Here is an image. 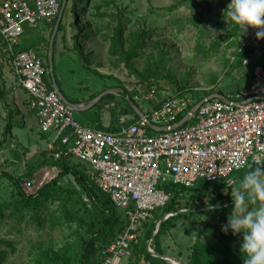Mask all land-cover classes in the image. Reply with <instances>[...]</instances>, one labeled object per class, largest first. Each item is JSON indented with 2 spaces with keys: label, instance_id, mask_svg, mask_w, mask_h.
<instances>
[{
  "label": "built area",
  "instance_id": "built-area-1",
  "mask_svg": "<svg viewBox=\"0 0 264 264\" xmlns=\"http://www.w3.org/2000/svg\"><path fill=\"white\" fill-rule=\"evenodd\" d=\"M59 10L60 0H0V53L14 70L16 86L31 96L30 106L36 110L39 131L52 132V146L54 141H60L65 147L55 152V157L72 155L87 164L101 191L115 207L124 210L127 226L102 250L101 262L120 264L131 242H136L141 222L168 202L166 182L193 186L199 180L223 181L229 186L235 171L246 167L253 158H264V64L258 63L264 55V37L243 59L245 65H253L249 81L231 93L214 89L229 101L208 98L186 122L176 125L178 116L186 114L197 98L196 90L176 91L143 109L152 123L169 126L167 130L151 133L143 119L127 123L123 117L120 127L111 131L75 117L74 111L47 85L44 77L49 68L36 49H15L25 25L51 21ZM155 93L152 86L135 98L142 102ZM261 167L264 169V162ZM150 241L148 249L153 252Z\"/></svg>",
  "mask_w": 264,
  "mask_h": 264
},
{
  "label": "rangeland",
  "instance_id": "rangeland-1",
  "mask_svg": "<svg viewBox=\"0 0 264 264\" xmlns=\"http://www.w3.org/2000/svg\"><path fill=\"white\" fill-rule=\"evenodd\" d=\"M228 3L229 0H68L63 18L65 29L60 33L63 35V42L70 38L76 41L78 39L83 43V37L78 35V26L83 25L85 28L90 27L93 39L100 38L108 44V40L102 39L101 34L109 36L118 22H121L127 35L137 30H144L145 34L141 37L144 45L136 48L137 54L130 61L137 69L143 70L153 66V60L159 57L161 51L164 52L163 63L156 68L161 77L158 78L157 86L153 84L156 88L155 95L166 97L183 85L187 89L196 90L198 94L214 89L226 94L246 84L250 79L251 70L248 68L250 66L243 62L238 64L235 51L242 45L246 36L251 34L254 36L256 33V28L247 27L244 31L239 28L234 34L226 36L227 31L233 29L225 11ZM43 23L38 22L35 26L26 28L23 38L36 42L41 38L49 37L52 24L49 22L46 28L44 27L47 32L44 33L45 37H42L39 31ZM129 44L126 43V46ZM34 46L41 52L43 59L44 41ZM76 46L78 47L77 44ZM78 48L83 51L81 47ZM101 55L104 57L101 64L103 66L99 67L100 70L105 71V78L115 86L125 87L132 92L147 93V86L131 74L122 62L115 63V57L105 53ZM13 77L16 80L13 68L8 59L0 53V84L3 86L4 97L8 104L7 108L0 104V141H3L0 144V172L21 176L24 189L30 193L56 176L58 170L44 166L32 178L25 175L28 164L44 154L46 149L41 151V148H34L31 145L33 140L30 136L38 134L37 124L34 121L35 111L28 105L31 99L28 93L22 98L19 93H15ZM6 85H8L7 89ZM16 100L19 104H24L22 108L27 117V124L32 130L23 128L20 124L23 120L21 111L15 103ZM139 103L141 108L146 110L153 100ZM111 109H116L115 113H119V108L110 105L109 116L112 113ZM7 110L13 113L12 121L20 124V130L14 136L3 133V127L7 122ZM132 116L129 113V117L124 118L129 122ZM52 151L48 156L56 159L57 157L51 154ZM66 160L72 164L78 162L69 155ZM61 184L76 189L83 196L87 206L92 211L95 210L93 203L85 196L73 175L64 176ZM216 190L217 186L209 184L202 187L200 193L193 191L192 194H202L197 200V204H200L202 201L207 202L209 197L215 196ZM227 192L229 190L223 189V193ZM13 194L12 182L6 177L1 178L0 202L11 200ZM45 204L39 212L38 221L28 215L11 216L8 209L4 210L3 215L0 216V248L7 250L3 264H36L35 260L39 252L46 250L48 246L58 248L75 239L76 223L67 220L61 223L55 221V226L52 227L46 220L48 212L57 210L54 212L55 215L60 213L56 202ZM78 205L73 204V207L76 208ZM153 215L152 212L149 218ZM221 225L218 220L214 221L202 212L179 219L176 226L169 229L161 238L165 255L184 264L188 260L195 239L203 237L205 240L216 242ZM82 232L81 228L80 233ZM234 244L235 241H232L231 245ZM131 250L121 258L120 264H131ZM139 264L147 263L140 261Z\"/></svg>",
  "mask_w": 264,
  "mask_h": 264
},
{
  "label": "trees",
  "instance_id": "trees-1",
  "mask_svg": "<svg viewBox=\"0 0 264 264\" xmlns=\"http://www.w3.org/2000/svg\"><path fill=\"white\" fill-rule=\"evenodd\" d=\"M68 1V0H67ZM60 0V7H61ZM66 6L64 7L62 17L58 24V28L53 40V50L55 48V39L57 34L65 29L63 22L64 13ZM58 18V14L50 21L52 24L49 37L41 38L39 41L30 42L26 38H23L25 31L20 39L19 44L15 47L16 51L35 48V44L40 41L45 43V51L43 53V61L47 68V50L50 40V36L54 29L55 22ZM232 30H228L226 36L234 34L239 29L232 21ZM93 32L90 27L85 28L83 25L78 26V35L84 39L92 36ZM145 34L144 30H137L134 33H124V28L121 22H118L111 31V34L102 35L103 39L108 40L107 52L110 56L115 57V63L122 62L129 70V72L142 83L147 86L146 92L150 90L153 84L158 85V78H160L159 72L156 68H159L163 63L164 52L161 51L159 57L153 60V66L145 68L143 70L137 69L131 58L134 57L137 52L136 48L142 47L144 42L142 36ZM245 37V36H244ZM247 37V36H246ZM126 43H130L126 46ZM237 44V41L234 40ZM261 44V38L257 39L256 36L250 35L247 42L241 45L235 51V55L238 57V64H242L243 59L248 57L255 47ZM37 50V49H36ZM38 51V50H37ZM39 56L42 54L39 52ZM42 58V57H41ZM260 64H264V55L258 61ZM252 71L253 65L248 67ZM53 71L55 74L56 82L60 87V90L71 102H81L80 99L71 97L64 93L61 88V82L57 78L56 65L53 54ZM45 81L49 88H53L50 73L45 75ZM121 92L118 93L117 97L114 93H107L103 95L98 102L85 111L75 112V117L80 120L77 116L78 113L87 112L92 110L93 114L90 116L91 120L98 128H103L100 121L101 109L106 101L113 102L115 107L119 108V113H131L133 116L127 123L135 121L139 118L138 114L130 106L126 99L129 96L140 108L141 103L135 96L141 95L143 92L137 91L132 92L125 87H121ZM187 87L185 85L180 86L177 91H184ZM213 90H208L205 93H196V102L202 99L204 96L212 93ZM99 91L92 92L91 95L86 98L88 102L91 98L96 96ZM144 94V93H143ZM5 92L3 86L0 84V100L3 101L5 108L8 104L5 100ZM145 102V101H142ZM139 103V104H138ZM191 107V106H190ZM142 109V108H141ZM143 110V109H142ZM112 117H115L117 112L116 109H111ZM13 113L7 110L6 124L3 127L4 135H7L14 125L12 121ZM185 113L178 116L179 121ZM82 121V120H80ZM83 122V121H82ZM86 123V122H84ZM118 128H111V131L117 130ZM153 133L155 130L148 128ZM3 141H0V144ZM54 147L50 151L58 152L64 150L65 147L60 144V141L53 142ZM68 155L60 154L59 157L53 159L52 157H46V152L38 156L35 160L31 161L27 166L25 175L32 178L34 174L39 171L42 167L50 164L58 168L56 176L44 182L37 190L31 193H27L22 184V177L15 176L5 171L0 172V179L6 177L12 182L14 186V194L11 200L0 202V216L3 215L4 210H9L11 216L28 215L33 220L38 221L40 219V210L46 205L47 202H56L57 209L60 214L55 215V211H49L46 217L48 223L54 227L55 221L61 223L63 220L71 221L76 223L75 239L66 242L63 246L54 248L48 246L46 250L39 252L38 258L35 260L36 264H101L102 262V250L116 237L117 234L124 231L127 226V217L124 210L115 207L110 198L101 191L97 182L91 178L89 167L87 164L78 160L76 164L69 163L66 158ZM72 156V155H69ZM75 158V157H74ZM248 166V165H247ZM244 167L232 174L235 183H239L245 171L248 167ZM255 167V166H253ZM67 174L73 175L75 181L79 184L85 196L93 203L95 210L92 211L88 206L83 196L74 188L64 187L61 184V179ZM214 184L217 186L215 196L209 197L207 202L197 204L199 195H193V191L200 193L202 187ZM164 187L170 194V198L165 206L160 207L153 211L154 215L152 218H148L142 221L137 230L136 242H131V264H139L140 261H144L147 264H172L169 260L163 256L166 254L161 245V238L165 235L169 229L176 226V223L181 218H187L189 215H194L197 212H202L207 216H210L214 221L218 220L220 223L225 224L227 217L232 210V203L230 198V186H227L223 181L205 182L199 180L193 186H184L178 183L166 182ZM223 189L229 190L227 193H223ZM76 194V196H74ZM204 195V194H203ZM72 202V204H71ZM183 202V203H182ZM73 204H79L78 207H73ZM121 210V211H120ZM158 210V211H157ZM172 213L162 220L161 225L156 234H154L155 228L159 220H161L165 214ZM83 232L80 233V229ZM150 241V247L153 252L148 249V241ZM235 241L234 245L231 242ZM240 241L241 234L237 233L233 235L231 230L227 234L220 231L216 242L205 240L203 237H197L192 244L191 251L188 255V260L184 264H243V254L240 252ZM1 244V240H0ZM7 250L0 248V264L6 257Z\"/></svg>",
  "mask_w": 264,
  "mask_h": 264
},
{
  "label": "crops",
  "instance_id": "crops-1",
  "mask_svg": "<svg viewBox=\"0 0 264 264\" xmlns=\"http://www.w3.org/2000/svg\"><path fill=\"white\" fill-rule=\"evenodd\" d=\"M40 22H44V23L40 31L39 30L38 31L42 37H45L44 33L47 32V29L45 28H46V25L50 21L48 22L40 21ZM35 25H27V27H25V31H26V28L30 26H35ZM62 37L63 35L59 32L55 39V48L53 50V54H54V61L56 65L57 78L61 82V88L63 89L64 93L71 97L80 99L82 103H86L85 101L86 98H88L92 92H95V91L101 92L104 89L114 87L115 88L114 91H116V93L115 92L113 93L116 94L117 97H119L118 93L121 92V88L118 86H115L112 82H110L107 78H105L106 77L104 75L105 71L100 70V67H99L101 64H103V59H104V57L101 54L105 53L106 55H109L107 52L108 44L104 43L100 38H96V40L93 39L92 38L93 36H89L88 38H85V39L83 38V41H84L83 43L79 42L78 39L76 41L70 38H67V40L63 42ZM101 38L103 39L102 34H101ZM76 44L78 45V47H81L83 51H80V49L76 46ZM94 74H97L99 76L94 75ZM100 75L102 77H100ZM100 78H102V80H99ZM12 79L15 81L14 77ZM7 87L8 85H6V89ZM14 88L16 90L15 93L16 94L19 93L21 95V98L23 95H27V92L21 87H17L16 83L14 84ZM163 98L164 97L155 95L154 97L151 98L153 100V103L149 104L150 107L148 105L147 108H151L152 106L156 105ZM15 103L19 107L21 114H22V116L21 115L20 116L23 121L20 122V124H22L23 128H29V125L27 124L28 121H27L26 114H24V111L22 108L24 104L23 103L19 104L18 100H16ZM0 104L4 105L3 101L0 100ZM28 105L30 106V99H29ZM110 105H114V103L110 101H106L103 104V108L101 109V114H100L101 124L102 126H104V129L106 130H110L113 127L119 128L120 125L122 124L121 119L123 117H129V114L127 113L126 114L118 113L116 114L115 117H111L112 115L109 116L108 109ZM87 109H84L82 111H85ZM34 111H35L34 116L36 118V120L34 121H36V124H37L38 118H37L35 109ZM92 115H94L92 110L77 114L80 120H82L83 122H86L87 124L93 127H96V125L94 124H97V123H94V121H92L90 118V116ZM20 124L18 122L14 123L13 127L11 128L9 133H7V135L14 136L15 133H17L18 130H20ZM37 130H38V134H35V136L33 135L30 136L31 139L33 140L31 145L34 148H37V147L41 148L40 149L41 151L46 149L45 150L46 157H49L48 155L50 153V150L53 147L52 146L53 134L52 132L39 131L38 126H37ZM51 154L53 155V153ZM46 167L48 168L51 167L52 169L58 170L56 166H53L50 164L46 165Z\"/></svg>",
  "mask_w": 264,
  "mask_h": 264
},
{
  "label": "clouds",
  "instance_id": "clouds-1",
  "mask_svg": "<svg viewBox=\"0 0 264 264\" xmlns=\"http://www.w3.org/2000/svg\"><path fill=\"white\" fill-rule=\"evenodd\" d=\"M227 16L242 31L256 28L257 39L264 37V0H229ZM264 158H253L239 183L229 181L232 210L221 231L241 234L243 264H264ZM255 164V167H253Z\"/></svg>",
  "mask_w": 264,
  "mask_h": 264
},
{
  "label": "water",
  "instance_id": "water-1",
  "mask_svg": "<svg viewBox=\"0 0 264 264\" xmlns=\"http://www.w3.org/2000/svg\"><path fill=\"white\" fill-rule=\"evenodd\" d=\"M67 0H62L61 2V7L58 13V18L55 22L54 25V29L52 31V34L50 36V40H49V44H48V50H47V59H48V65H49V73H50V77H51V81H52V86L53 89L55 90V92L59 95L60 99L69 107L71 108L73 111L75 112H79L82 111L84 109L90 108L91 106H93L96 102H98L100 100V98L107 94V93H113L116 91H114V87L111 88H107L104 89L103 91L99 92L96 96H94L93 98H91L88 102L86 103H82V102H71L69 101L66 96L63 94V92L60 90V87L58 86L57 82H56V78H55V74L53 71V40L58 28V24L60 22V19L62 17L63 14V10L64 7L66 6ZM211 97H219L224 101H229V99L222 93L219 92H212L206 96H204L202 99H200L197 103H195L188 111L187 113L178 121L176 122V125H180L181 123L186 122L191 114L194 113V111L196 110V108L199 106V104H201L204 100L211 98ZM127 101L129 102L130 106L133 108V110L138 114L139 118L143 119L146 124L153 130H167L169 128V126H157L154 123H152L146 116V114L144 113V111L133 101L129 98V96H126ZM174 124H172L171 126H173ZM165 219V217H163L161 220H159V222L156 225L154 234L157 233L162 220ZM165 259L169 260L171 262V259H174L173 257H170L168 255H164L163 256ZM178 261V260H177ZM179 262V261H178Z\"/></svg>",
  "mask_w": 264,
  "mask_h": 264
},
{
  "label": "bare ground",
  "instance_id": "bare-ground-1",
  "mask_svg": "<svg viewBox=\"0 0 264 264\" xmlns=\"http://www.w3.org/2000/svg\"><path fill=\"white\" fill-rule=\"evenodd\" d=\"M175 259V258H174ZM174 259H171V263L172 264H180V262H177V260L175 261Z\"/></svg>",
  "mask_w": 264,
  "mask_h": 264
}]
</instances>
